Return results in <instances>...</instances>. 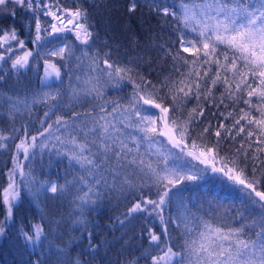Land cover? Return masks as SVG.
Segmentation results:
<instances>
[{"label":"snow or ice","instance_id":"obj_1","mask_svg":"<svg viewBox=\"0 0 264 264\" xmlns=\"http://www.w3.org/2000/svg\"><path fill=\"white\" fill-rule=\"evenodd\" d=\"M13 3L33 9L32 0H13ZM5 4L6 0H0V5ZM43 7L47 9L49 5L45 3ZM135 9L136 3L133 2L128 11L134 12ZM156 10L164 16L177 17L176 11L166 7ZM180 10L181 23L197 33V38L181 37L180 50L174 54L168 53L174 61L173 71L162 80L153 82L139 75L131 61L118 63L110 60V53L105 52L102 66L100 56L94 55L89 65L91 74L86 73V78L76 76L83 86L71 88V101H79L82 96L93 94L100 99L104 95V88L120 87L127 82L132 86L127 104H121L119 100H104L100 104L90 105V110L85 113L73 112L68 119L64 115H57L63 101V94L59 90L34 96L30 103L26 97L16 98L0 93V104L9 103L11 110L20 112V105L30 110L31 104L44 103L48 105L44 116L49 117L50 112L56 115L54 122H49L36 135L27 136V140L22 139L16 148L28 159L31 149L39 147L51 151V148L58 147L57 155L66 156L79 166L80 174L74 176L73 180L64 184L44 182L34 193L38 196L41 192H50L56 198L74 185L79 193L73 201H79L76 204L80 212L77 223H84L85 207L96 203L93 197L99 199L103 196L100 189L124 193L133 188L139 190L148 181L156 185L158 199L142 196L128 208L125 220L134 213L149 211L147 206L151 205V211L156 212L161 223L165 224L162 208L178 196L171 189L183 181L199 179L210 168L213 173L239 186L248 203L255 206L253 212L247 217L237 213L233 219L243 221L239 224L216 223L197 218L191 212L187 216L180 214L171 218L172 224L183 229L182 243L167 247L162 255L153 256V264H264V0L182 2ZM58 11L61 14L50 9L44 13L57 22L51 24L52 32L48 34L73 32L81 44L89 45L94 34L90 31L92 26L88 23L87 9L78 4L74 9L59 8ZM35 27L33 43L42 39L41 20L38 17ZM9 41H17L20 49L25 47L24 40L19 39L14 29L0 35V48ZM6 50L13 51L11 46ZM66 52L69 56L73 54L66 45L52 55L64 58ZM182 53H188L192 59L189 60ZM31 55L32 52L23 51L22 55L15 56L11 60L12 70L24 69ZM86 57L87 51L77 60ZM0 60H5V56L0 54ZM45 65L46 76L42 77V81L52 74L58 79L61 77L60 70L54 64L45 61ZM212 65H215V75H212ZM176 73L179 75L175 76ZM3 79L4 76L0 75V80ZM220 84L224 86V92L217 101L213 90ZM241 94L247 97L243 99L247 110L241 108L237 114L227 111L228 105H225L226 111L220 113L225 120L233 121L231 125L220 120L213 131L209 121L195 138L192 137L193 124L204 117L208 105L219 109L227 99L233 101L234 108L242 98ZM253 97L257 100L256 104H253ZM192 98L196 100L195 106L181 119L185 105ZM169 99L171 103H168ZM150 109L158 110L159 115L148 114ZM45 122L41 119L42 124ZM60 129H65V134L57 135ZM127 129H134L140 135L126 132ZM25 133L27 135V128ZM209 135L216 137L211 145L207 142ZM159 137L165 138L172 149H179L180 153L199 161L205 168H195L193 165L194 171H185L181 167L170 166V162L174 165L182 157L168 149ZM7 138L0 135V141ZM237 139H240V147L235 148L231 156L227 152L221 155V145ZM38 140L41 142L38 143ZM50 141L53 142L51 147ZM142 144L148 146L147 155L158 156L155 163L146 160V154L140 151ZM3 147L5 145L0 143V148ZM249 162L252 165L250 172ZM161 164L163 167H159ZM17 170L21 177L29 175L25 173L22 162L9 170V183L3 189V204L7 208L8 218H11L12 204L19 196V184L14 175ZM136 180L141 184H137ZM194 221L195 225L190 227ZM120 223L123 225L124 220ZM2 224L0 222V233L5 231ZM43 234L44 229L34 225V236L28 233H24V236L29 241H39ZM165 234H168L167 224ZM88 236L91 237L92 233L89 232ZM149 237L151 242L160 240L151 230ZM88 247L95 249L97 246L90 242ZM174 247L178 250L174 251Z\"/></svg>","mask_w":264,"mask_h":264},{"label":"trees","instance_id":"obj_2","mask_svg":"<svg viewBox=\"0 0 264 264\" xmlns=\"http://www.w3.org/2000/svg\"><path fill=\"white\" fill-rule=\"evenodd\" d=\"M34 1L32 0L33 9L30 11V18L21 7L7 6L3 8L4 10H0V35L14 29L19 39L24 40L25 48L32 52L29 64L24 69L13 71L11 60L21 49L13 47L12 52H5L8 44L0 48V54L5 56V60H0V75L4 76V79L0 80V93L16 98L26 97L30 103L34 96L59 90L63 94V101L57 115H64L65 119L71 117L73 112L85 113L90 110V105L100 104L104 100L128 103L132 86L127 82L120 87L104 88V95L100 99L95 98L93 94V96H82L79 101L70 100L71 88L83 86L76 80V76L86 78V73L91 74L89 65L94 55L100 56L101 66L105 52L110 53L108 57L110 60L118 63L127 64L131 61L139 75H144L153 82L162 80L164 76L172 72L174 61L168 53L174 54L180 50L179 41L182 36L185 39L197 38V33L181 23L180 4L203 2V0H78L76 4L70 0H67L70 2L56 1L60 8L74 9L79 4L87 9L88 23L92 26L90 31L94 34L89 45L79 42L71 48L73 53L71 56L65 53L64 58H61V56L46 55V42L50 38L43 36V32H47L48 24L46 23L50 21V17L44 15L42 13L44 7H41L40 3L39 7L35 6ZM133 2L136 3V9L134 12H129L128 9ZM165 7L170 11H176L177 17L164 16L162 12L156 10ZM37 17L41 20L42 39L33 43L36 37ZM60 33H63L62 36L65 39L72 37L69 32ZM16 43L17 41H12L9 44ZM85 51L88 52V57L78 61L77 57H82ZM182 55L189 60L192 59L188 53H182ZM45 61L53 63L61 73V77L48 86H44L39 80L41 65ZM211 67L212 75H215V65ZM178 75L179 73L175 74V76ZM213 92L218 101L221 93L224 92V86L217 85ZM241 95L242 98L234 108L233 101L227 99L219 109L208 105L204 117L194 122L192 137L195 138L209 121L214 131L218 121L225 120L224 116L220 115L221 112L226 111L225 105H228L227 111L237 114L241 108L247 110L248 106L243 103V99L247 97L244 94ZM252 101L253 104L257 103L255 97ZM168 103H171L170 99ZM195 104L196 100L192 98L185 105L181 119ZM20 108L21 111L16 112L10 109L9 103L0 104V135L8 137L0 141L5 145L0 148V222H3L2 226L5 229L3 233H0V264H153V256L162 255L167 247L182 243L183 229L172 224L171 218L180 214L187 216L191 212L197 218L204 220L239 224L243 221L234 220L236 214L242 213L247 217L255 208L248 203L246 197L240 192L239 186L232 184L220 174L205 171L199 179L183 181L182 184L171 189L172 192L178 193V196L162 208L168 234H165V224L161 223L157 213L151 211V205L147 206L149 211L134 213L132 217L125 220L128 208L142 196L158 199L156 185L148 181H145L144 186L139 190L133 188L124 193L100 189L103 196L99 199L93 197L96 203L85 207L82 217L84 223H77L80 212L76 204L79 201L75 203L73 201L79 193L74 185L69 191L56 198H53L50 192H41L38 196L34 193L40 188L41 183L52 181L64 184L66 181L73 180L74 176L80 174L79 166L70 162L66 156L57 155L58 147L51 148V151L36 147L30 150L28 159H25L24 153L16 148L22 139L27 140V136L36 135L38 131L47 127L49 122H54L56 115L50 112L49 117H45L44 112L48 110V105L44 103L31 104L30 110L23 105H20ZM41 119L46 122L42 124ZM232 122L231 119L225 120L228 125ZM25 128H27V135ZM126 132L140 135L134 129H127ZM56 134H65V129H60V132ZM159 139L164 142L161 137ZM240 139L223 143L221 155L227 152L231 156L233 150L240 147ZM215 141L214 135L207 137L210 145ZM40 142L38 140V143ZM52 143V141L49 142V147ZM188 143L191 145V140ZM166 147L182 157L176 160L174 165L170 162V166L181 167L184 170L191 168L192 160L189 156L180 153L179 149H172L167 145ZM140 151L146 154L147 161L155 163L158 159L156 155H147V144H142ZM19 162H22L25 173L29 175L21 177L19 170L14 173L19 184V196L13 202L12 216L8 218L7 208L3 204V189L9 183V170L15 168L16 163ZM251 166L249 162V172ZM136 183L141 184V181L136 180ZM83 190L87 191V188ZM122 220H124L123 225L120 223ZM195 223L194 221L190 227ZM34 225H40L44 229V234L39 241H29L24 236V233L34 236ZM149 230L157 234L160 240L151 242ZM89 232L92 233L91 237L88 236ZM90 242L97 247L89 248ZM173 250L178 249L174 247Z\"/></svg>","mask_w":264,"mask_h":264},{"label":"rangeland","instance_id":"obj_3","mask_svg":"<svg viewBox=\"0 0 264 264\" xmlns=\"http://www.w3.org/2000/svg\"><path fill=\"white\" fill-rule=\"evenodd\" d=\"M50 1H52V0H35L34 2H35V6H37V5H39V3H40V5H41V7H43V4H45V3H49L48 5H49V8H42V11H44V12H42V13H45L46 11H49V9L51 10V11H54L55 12V9H57L56 10V12H57V14H61V13H59V11H58V9L60 8L59 6V4H58V2H60V1H65V0H54L55 2H50ZM56 1H58V2H56ZM70 1H73L74 3H78V0H70ZM70 1H67L66 0V2H70ZM7 6H9V8H14V7H21L22 9H24L25 11H26V13H27V16L30 18V11L31 10H29L28 8H27V6L26 5H24V6H22V5H19V4H15V3H13V0H6V4L5 5H0V10L2 9V10H4L3 8L4 7H7ZM50 17V21H48V23H46V25L48 24V27H47V32H43V36L45 35V36H48L49 38H50V40H48L46 43H47V45H46V47H45V49H46V55H48L49 57L50 56H60V55H52V53H54V52H57L58 53V51H59V49L60 48H64L66 45L68 46V49H70V50H72L71 48L73 47V46H76L80 41L79 40H77L76 39V36L74 35V33L73 32H69L71 35H72V37H69V38H67V39H65L64 38V36H62V34L63 33H60L59 32V34L58 33H52L51 35H49L48 33H51L52 32V30H51V24L52 23H57L56 21H54L53 19H52V17L51 16H49ZM35 24H36V22H35ZM194 24V23H193ZM52 38V39H51ZM9 43L11 44L12 43V41H9ZM8 43V47L9 46H11L12 48L13 47H15V48H19V45H18V43H16V44H13V45H10ZM7 45V44H6ZM7 47V48H8ZM6 48V49H7ZM5 49V52H7V50ZM23 51H29L28 49H26L25 47H24V49H21V51L20 52H18V54H15L16 56L17 55H22L23 54ZM67 53V52H66ZM15 58V57H14ZM49 62V61H48ZM50 64H53V63H51V62H49ZM91 63V62H90ZM81 71H80V69L78 68V73H80ZM39 80H40V82L44 85V86H48V85H51L52 84V82L53 83H55L56 81H57V77L54 75V74H52V75H50V76H48L46 79H44L43 81H42V77H45L46 76V65H45V62H43L42 63V65H41V72H39ZM148 114H152V115H159V112H158V110H156V109H150V111H149V113ZM163 140H164V142H165V145H167V146H169L170 148H171V145H169V144H167V142H166V140H165V138H163V137H161ZM191 160H192V165H191V170H195V169H193V165H195V168H205V165H203V164H200L199 163V161H196V160H193L191 157H189ZM187 170H189V168H186L185 169V171H187ZM206 171H208V172H211V169L210 168H208V169H206ZM7 187V186H6ZM149 206V205H148Z\"/></svg>","mask_w":264,"mask_h":264}]
</instances>
